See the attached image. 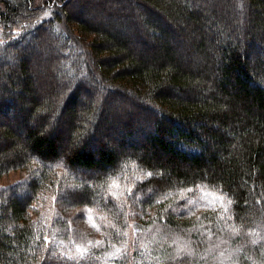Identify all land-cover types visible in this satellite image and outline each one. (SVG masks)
<instances>
[{"label": "trees", "instance_id": "trees-1", "mask_svg": "<svg viewBox=\"0 0 264 264\" xmlns=\"http://www.w3.org/2000/svg\"><path fill=\"white\" fill-rule=\"evenodd\" d=\"M108 2L0 0V264H264V0ZM191 189L229 205L183 215Z\"/></svg>", "mask_w": 264, "mask_h": 264}, {"label": "rangeland", "instance_id": "rangeland-1", "mask_svg": "<svg viewBox=\"0 0 264 264\" xmlns=\"http://www.w3.org/2000/svg\"><path fill=\"white\" fill-rule=\"evenodd\" d=\"M108 2V0H106ZM41 3V0H34V5H39ZM109 3V2H108ZM129 11L128 8H124L121 10V13H126ZM81 14L83 17L88 16L91 14L89 12V9H81ZM97 17H102L104 19V14L99 12L94 14ZM93 20V19H92ZM52 43V42H51ZM41 52V59L40 63L38 64V73H39V84L42 85L43 78H48V71H51V68L46 66V59L51 56V54L55 53L54 48L49 47H38L37 48ZM39 56V55H38ZM39 61V60H38ZM36 61V63H38ZM42 66L45 67L42 71ZM45 86V84H44ZM26 174L20 170H12L10 172H7L3 176L0 177V187L10 186L18 182H22L25 180ZM183 194H185L183 196ZM180 196V197H179ZM179 201L177 199V210L180 213H183V215H187L191 213L192 209L195 211H200L202 208H210L213 212H216L215 209H218L219 211H223L228 207V201L224 196H221L217 193H214L212 191H208L205 189H191L188 191H185L184 193H179L178 195ZM53 197L50 195L45 196L41 202H36L38 206H44L43 209L47 210L53 203ZM57 205L55 204V208ZM34 208H37V206H34ZM79 207L73 208V210L78 209ZM82 212L80 215H77L76 213L71 215V218L74 219V224L76 225V229L73 228L72 231L68 232L67 238L63 241L66 243V246L69 251L80 253L84 251V248L91 244L96 242L102 237L105 236V233H103V230L101 229V226L106 225V220L102 216L103 213L100 211H95L93 209H87V208H81ZM77 212V211H74ZM102 215H101V214ZM190 215V214H189ZM185 217V216H184ZM127 221L124 223L123 227L126 225L128 220L131 222V219L128 217V213H126ZM73 219H69L70 222L73 224ZM93 223L97 225L98 227H94ZM156 226H150L146 229V231L150 234L152 231L156 230ZM161 229V228H159ZM158 229V230H159ZM163 229V228H162ZM164 230V229H163ZM263 233L262 231L259 232V234ZM171 234L170 237L174 236ZM148 238V236H147ZM184 239V238H183ZM184 252L191 251V243H188V245L185 247V244L182 246L181 249Z\"/></svg>", "mask_w": 264, "mask_h": 264}, {"label": "snow or ice", "instance_id": "snow-or-ice-1", "mask_svg": "<svg viewBox=\"0 0 264 264\" xmlns=\"http://www.w3.org/2000/svg\"><path fill=\"white\" fill-rule=\"evenodd\" d=\"M150 175H151V174H150ZM93 226H94V227H98V226H97V225H95L94 223H93ZM97 243H99V242H97Z\"/></svg>", "mask_w": 264, "mask_h": 264}]
</instances>
